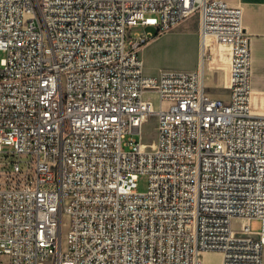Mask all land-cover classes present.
Masks as SVG:
<instances>
[{
	"label": "built area",
	"instance_id": "2783aa9c",
	"mask_svg": "<svg viewBox=\"0 0 264 264\" xmlns=\"http://www.w3.org/2000/svg\"><path fill=\"white\" fill-rule=\"evenodd\" d=\"M197 11L205 47L229 50L227 97L205 86L206 63L222 65L206 48L194 70H144L142 47ZM0 50V264H205L209 250L264 264V114L242 7L0 0Z\"/></svg>",
	"mask_w": 264,
	"mask_h": 264
},
{
	"label": "rangeland",
	"instance_id": "374dc122",
	"mask_svg": "<svg viewBox=\"0 0 264 264\" xmlns=\"http://www.w3.org/2000/svg\"><path fill=\"white\" fill-rule=\"evenodd\" d=\"M198 14V13H196ZM197 15L191 19H196ZM191 21V20H190ZM149 28L148 30H151ZM134 30L143 31V26L135 27ZM212 40V39H211ZM209 47V45H208ZM142 56L145 63L147 73H156L160 68H179L190 69L197 65L198 48L192 42L191 35L183 29V26L174 28L171 32L159 35L149 41L142 47ZM213 59L221 56V67L213 65L214 62L206 63V85L211 95L217 97H226L227 89V63L229 62V50L226 46L218 45L212 41ZM4 52L0 50V59ZM156 96V94H154ZM158 102L157 98L155 99ZM157 134V117L153 114L149 115L143 125L142 139L149 143V147L154 144ZM139 137V135H137ZM4 149L11 150V145H4ZM11 157H8V160ZM148 188V178L141 175L138 181L137 191H146ZM246 220L241 218L233 219V226L241 229ZM251 229L259 231L263 224L261 219H253L250 222ZM202 258L205 264H221L222 254L217 250L206 251Z\"/></svg>",
	"mask_w": 264,
	"mask_h": 264
},
{
	"label": "crops",
	"instance_id": "0c3cea01",
	"mask_svg": "<svg viewBox=\"0 0 264 264\" xmlns=\"http://www.w3.org/2000/svg\"><path fill=\"white\" fill-rule=\"evenodd\" d=\"M205 1V0H204ZM233 6L242 7L243 10V24L246 32L250 36V45L252 51V94H251V110L255 114H264V0H225ZM198 13V14H196ZM197 15L196 19H191ZM191 20V21H190ZM183 26L192 38V42L197 46V65H194L190 69L179 68H160L156 73H147L145 69V63L142 56V50L140 51L141 59L144 63V70L149 75H158L165 70H194L198 68L201 59L202 51L206 48L207 53H210L211 60L214 58L212 50V41H215L214 37L210 36L208 39L209 47H205V41L201 30V15L197 11L172 29L166 31L163 34L171 32L174 28ZM162 35V34H161ZM212 39V40H211ZM145 46V45H144ZM219 53V52H218ZM208 62V61H207ZM206 87L208 85H205ZM227 97V94H226ZM148 143V142H147ZM149 144V143H148ZM248 221L247 219H244Z\"/></svg>",
	"mask_w": 264,
	"mask_h": 264
},
{
	"label": "bare ground",
	"instance_id": "6f19581e",
	"mask_svg": "<svg viewBox=\"0 0 264 264\" xmlns=\"http://www.w3.org/2000/svg\"><path fill=\"white\" fill-rule=\"evenodd\" d=\"M204 43H205V42H204ZM208 45H209V44H208V40H207V46H208ZM143 143H144L145 145H147V143H146V142H144V141H143Z\"/></svg>",
	"mask_w": 264,
	"mask_h": 264
}]
</instances>
